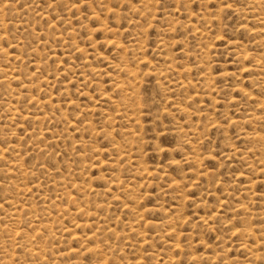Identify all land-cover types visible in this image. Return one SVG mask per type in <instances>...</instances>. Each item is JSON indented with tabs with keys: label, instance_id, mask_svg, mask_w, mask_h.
<instances>
[{
	"label": "rangeland",
	"instance_id": "rangeland-1",
	"mask_svg": "<svg viewBox=\"0 0 264 264\" xmlns=\"http://www.w3.org/2000/svg\"><path fill=\"white\" fill-rule=\"evenodd\" d=\"M0 264H264V0H0Z\"/></svg>",
	"mask_w": 264,
	"mask_h": 264
}]
</instances>
